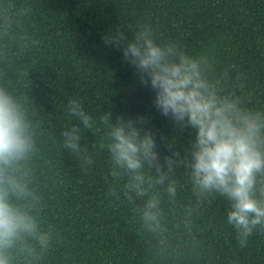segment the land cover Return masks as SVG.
<instances>
[{
    "label": "trees",
    "instance_id": "1",
    "mask_svg": "<svg viewBox=\"0 0 264 264\" xmlns=\"http://www.w3.org/2000/svg\"><path fill=\"white\" fill-rule=\"evenodd\" d=\"M140 24L189 54L213 59L216 77L244 107L264 111V0H0V85L27 99L37 123L33 187L41 198L34 213L52 233L42 257L16 264H264V231L254 230L241 247L227 223L222 196L198 199L187 170L176 167L170 201L155 186L162 215L153 230L135 213L140 203L109 195L122 182L110 176L109 155L100 147L105 111L145 116L161 158L166 144L183 150L192 136L153 106L154 91L141 85L122 52L101 37L117 26L130 38ZM79 101L100 131L84 129L65 104ZM79 126L82 164L63 149L61 132ZM154 175V172L150 173Z\"/></svg>",
    "mask_w": 264,
    "mask_h": 264
},
{
    "label": "clouds",
    "instance_id": "2",
    "mask_svg": "<svg viewBox=\"0 0 264 264\" xmlns=\"http://www.w3.org/2000/svg\"><path fill=\"white\" fill-rule=\"evenodd\" d=\"M101 39L121 51L138 82L154 91L159 113L192 132L183 153L168 143L171 155L161 158L147 117L117 115L113 120V113L105 111L98 121L105 130L100 147L108 152L110 176L122 182L120 192L111 187L109 195L140 201L134 211L142 226L153 230L162 215L154 185H162L174 201L178 184L171 173L183 167L198 199L214 195L229 202L227 223L246 247L254 230L264 231V111L244 107L225 90L227 74L216 77L213 59L160 39L150 25L140 24L130 38L117 26ZM65 109L84 129L100 131L79 101L69 99ZM80 131L73 126L61 132L63 149L91 165V157L81 154ZM38 151L37 123L27 99L0 85V264H16L22 256L40 258L51 247L52 233L42 231L34 215L41 198L31 187L30 162Z\"/></svg>",
    "mask_w": 264,
    "mask_h": 264
}]
</instances>
